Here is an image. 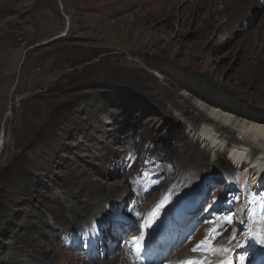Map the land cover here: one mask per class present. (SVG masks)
Segmentation results:
<instances>
[{
  "label": "rangeland",
  "instance_id": "374dc122",
  "mask_svg": "<svg viewBox=\"0 0 264 264\" xmlns=\"http://www.w3.org/2000/svg\"><path fill=\"white\" fill-rule=\"evenodd\" d=\"M207 2L0 0V264L136 255L178 203L201 220L161 264L209 245L207 264L225 239L221 256L264 263V182L236 181L249 158L237 164L225 143L238 132L188 153L209 104L264 121V0L232 23H215Z\"/></svg>",
  "mask_w": 264,
  "mask_h": 264
},
{
  "label": "bare ground",
  "instance_id": "6f19581e",
  "mask_svg": "<svg viewBox=\"0 0 264 264\" xmlns=\"http://www.w3.org/2000/svg\"><path fill=\"white\" fill-rule=\"evenodd\" d=\"M192 1L193 0H191V2ZM250 2H254V0H208V2L204 6H206L205 9L208 10L207 13H209L210 17L214 16L215 23H220L221 22L220 20H222L224 14H227L226 20L224 21L226 23L227 22L232 23V21L234 20H241L242 18L248 16V14L244 12L248 10V8L251 6ZM173 3H177V2L173 1ZM219 3H222L224 5L223 8L218 7ZM261 39L264 41V34ZM262 45L260 44L259 47V44H257L256 47H259L260 50H264V45L263 46ZM260 50L259 52H261ZM251 64H252L250 69L251 75L249 76H252V74L256 71V66H253V62H251ZM188 99L189 98H183L182 99L183 103L188 102ZM205 108L206 110L205 111L203 110L204 114H206L205 117L207 119V120L204 119L205 126L202 125L198 130H194L195 135L190 140L188 153L193 151L194 154L198 153L199 156L202 155L205 157V154L208 153V151L217 152L223 146V141H224L223 139L226 140L230 139L231 137H233V132L236 131L238 132V135L234 136L232 140L233 144L231 141L225 140L226 141L225 147L231 149L230 157L239 165L243 164L249 158L248 160L249 166H247L246 163L242 167H238L235 164L234 166H236L237 167L236 169L238 170H242L249 167L248 171L251 179L253 180L251 181V183L252 182L256 184L260 183L262 181V178L264 177V123L256 121L254 119L240 118L231 111L224 110L218 107L217 105L210 106L209 104V106ZM184 110L185 107L180 108V111L183 112ZM4 142H5V135L4 132H1L0 151L4 146ZM245 171L246 170H244L243 173ZM231 179L233 178L231 177ZM230 183L231 182H229V184ZM95 202L98 204L100 202V199L95 200ZM178 206L179 203L177 204V206L173 211H171L170 213L169 212L166 213L164 216V220L162 222H160V219L156 221L157 225L158 224H162V225H160L158 230L156 231L155 236L156 237L160 236V237L157 240L158 242L157 244L154 245V247L150 248L147 245L150 242V238L148 235L146 236L141 235L138 238L140 242L139 255L137 254L132 255L131 253L129 254L128 248L126 247H125L126 249H124L121 252V254H119L116 252V247H115L116 245H115L110 249L111 252L112 251L116 252L114 258L108 262L104 261L102 263L116 264L118 259L123 254L124 258L122 260V264H161L162 260L167 259V257L170 256L169 247L167 245L170 242V240L175 239L177 236L179 237V233L181 229H183V232L181 233L180 240L189 235L188 230L190 227L195 228V223H190L188 225L181 226L190 216L188 210L192 206H188V204H184L180 208H178ZM197 208H199V206ZM197 208H193V215L195 214ZM194 221L196 222V220ZM178 226L181 227L178 228ZM167 227L174 228V231L170 237H166L167 232H170V230H168ZM258 241L263 242L260 239ZM259 242H258L259 246H263V244ZM227 243H228L227 239H225L219 244V246L215 249V251L211 253L210 262L207 264H221L223 262L226 255L221 256L220 254L226 247ZM117 244L121 247L119 243ZM208 246L204 247L203 250L207 249ZM182 248H180L177 252H179ZM202 251L198 253H194V251H192L191 254H189L190 251L181 252L180 254L178 253L176 259L173 260L170 259L168 262H166V264H181L186 261H194L197 262V264H203V262H201L202 260L201 254L203 253ZM234 253L232 256H234L237 259V255ZM105 254H107V252ZM138 257H140V259L137 262ZM79 263L84 264V260L83 262L81 260ZM94 264H99V263L95 262Z\"/></svg>",
  "mask_w": 264,
  "mask_h": 264
},
{
  "label": "trees",
  "instance_id": "16d2710c",
  "mask_svg": "<svg viewBox=\"0 0 264 264\" xmlns=\"http://www.w3.org/2000/svg\"><path fill=\"white\" fill-rule=\"evenodd\" d=\"M221 106V105H220ZM238 105H230V107L229 108H227V107H224L225 109L224 110H228V109H230L231 110V112H234L235 113V111L236 112H238V109H240L239 107H237ZM242 110H239V112L241 113V114H239V115H241V116H244V117H248V118H250V119H253V118H251V116H254V114H249L250 112H251V109L248 107H243V108H241ZM234 110V111H233ZM229 111V110H228ZM256 116V115H255ZM261 118H260V116H256L255 117V119L254 120H256V121H259V122H262V123H264V121H262V120H260ZM228 166H231L232 167V164L230 163V162H228ZM17 178L19 179V180H23V181H26L27 183H28V185H31V179H30V177L25 173V172H23V171H21L20 173H18V175H17Z\"/></svg>",
  "mask_w": 264,
  "mask_h": 264
},
{
  "label": "snow or ice",
  "instance_id": "6c2138e0",
  "mask_svg": "<svg viewBox=\"0 0 264 264\" xmlns=\"http://www.w3.org/2000/svg\"><path fill=\"white\" fill-rule=\"evenodd\" d=\"M228 221L231 222V217L228 218ZM215 231V230H214ZM235 238V237H233ZM135 239V238H134ZM142 239V238H141ZM203 243V242H202ZM199 247V246H198ZM197 249L194 248L193 251H196ZM225 251H227V249H225ZM136 252H137V255H139V249L137 248L136 249ZM244 260H245V257L241 256L240 258V261H241V264H244ZM186 264H197V262H194V261H187ZM229 264H232V262L230 261Z\"/></svg>",
  "mask_w": 264,
  "mask_h": 264
},
{
  "label": "water",
  "instance_id": "95a60500",
  "mask_svg": "<svg viewBox=\"0 0 264 264\" xmlns=\"http://www.w3.org/2000/svg\"><path fill=\"white\" fill-rule=\"evenodd\" d=\"M3 132V131H2ZM0 153H1V151H0Z\"/></svg>",
  "mask_w": 264,
  "mask_h": 264
}]
</instances>
